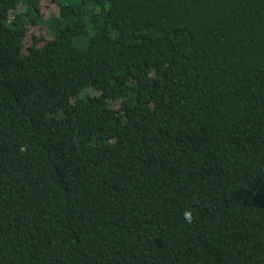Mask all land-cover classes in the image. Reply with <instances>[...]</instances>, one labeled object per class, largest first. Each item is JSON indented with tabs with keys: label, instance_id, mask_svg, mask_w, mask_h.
<instances>
[{
	"label": "trees",
	"instance_id": "1",
	"mask_svg": "<svg viewBox=\"0 0 264 264\" xmlns=\"http://www.w3.org/2000/svg\"><path fill=\"white\" fill-rule=\"evenodd\" d=\"M0 264H264V0H0Z\"/></svg>",
	"mask_w": 264,
	"mask_h": 264
},
{
	"label": "clouds",
	"instance_id": "2",
	"mask_svg": "<svg viewBox=\"0 0 264 264\" xmlns=\"http://www.w3.org/2000/svg\"><path fill=\"white\" fill-rule=\"evenodd\" d=\"M184 219L188 224H191L193 221V212L192 210H185L183 213Z\"/></svg>",
	"mask_w": 264,
	"mask_h": 264
}]
</instances>
